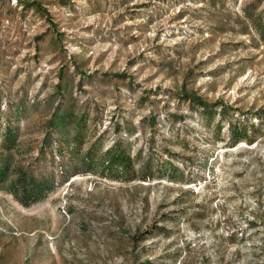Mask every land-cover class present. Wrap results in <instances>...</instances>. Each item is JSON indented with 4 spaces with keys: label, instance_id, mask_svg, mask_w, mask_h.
Returning <instances> with one entry per match:
<instances>
[{
    "label": "rangeland",
    "instance_id": "rangeland-1",
    "mask_svg": "<svg viewBox=\"0 0 264 264\" xmlns=\"http://www.w3.org/2000/svg\"><path fill=\"white\" fill-rule=\"evenodd\" d=\"M0 264H264V0H0Z\"/></svg>",
    "mask_w": 264,
    "mask_h": 264
},
{
    "label": "trees",
    "instance_id": "trees-1",
    "mask_svg": "<svg viewBox=\"0 0 264 264\" xmlns=\"http://www.w3.org/2000/svg\"><path fill=\"white\" fill-rule=\"evenodd\" d=\"M181 96L187 102H189V104L192 107L197 109L203 116H205V118L207 120H209L212 117V114H213L214 110H216V109H217V115L219 117H220V113H222L223 106H221V105L218 106L216 104V102L208 103L201 96H193V95L188 94V93H184ZM216 106H218V107H216ZM67 114L68 113H65V112H57V113L52 114L50 117L51 124H53L54 126H59V124L65 123L66 121H69V120L74 121L75 120V118L72 116V113H70V116ZM219 125H220V122L218 120L216 126L219 127ZM227 127H228L229 136L233 140L237 139L240 136V133H239L240 129H238V127H235V126L231 125L230 123H227ZM79 131H80V127L78 126L76 133H79ZM243 132H246V130H243ZM7 138L9 141V139L11 140L13 138V135L9 134ZM105 154L108 156L106 164L109 167L111 165H114V164H120L121 169H127L129 167V165L131 164L129 157L125 156L123 153H121V151L118 149L117 145H112L111 147L106 149ZM150 163L152 165L151 157L148 158V165H150ZM166 167L167 166L164 165L162 168L163 169L162 172L161 173H155V176L164 177L165 179H167L169 181L180 180L183 178V175L181 172H179L178 175H176L174 177L171 175H168L164 171ZM171 168H172V172H174V173L178 172L173 166H171ZM152 169H153V167H152ZM149 176H152L151 168L149 170Z\"/></svg>",
    "mask_w": 264,
    "mask_h": 264
}]
</instances>
